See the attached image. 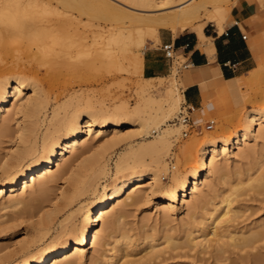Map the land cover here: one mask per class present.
Listing matches in <instances>:
<instances>
[{
    "label": "rangeland",
    "instance_id": "374dc122",
    "mask_svg": "<svg viewBox=\"0 0 264 264\" xmlns=\"http://www.w3.org/2000/svg\"><path fill=\"white\" fill-rule=\"evenodd\" d=\"M42 1L51 6L60 3L56 0ZM105 1H110L126 11L139 13L112 0ZM120 1L129 5L125 0ZM194 1L197 0L192 2ZM220 1L214 4L220 6L225 25L230 20L231 8L242 0ZM254 1L257 0H243V2ZM164 11L167 10L160 9L155 13ZM29 13L26 14L25 20L29 17ZM48 13L49 11H44L43 15L36 17L35 20L46 16L45 14L50 17L48 18L51 21L47 19L51 23L62 19L61 15H56L54 12ZM31 16L35 18L38 15L35 13ZM81 17L86 20L88 15L82 14ZM44 18L43 21L46 19ZM35 20L33 22L36 24ZM39 21L41 22V19ZM33 22H30V25ZM211 23L214 22H207L204 28ZM115 26L122 27L126 24L116 23ZM53 28L52 30L57 29ZM57 30L54 33L50 32L53 35L49 36L51 40L62 37L63 31L60 28ZM259 33L256 32L251 39L257 47L255 49L256 67L237 76L241 82L239 87L231 89L229 85L231 80H213V82L204 83L206 93L202 94V107L195 111V119L200 121L201 130L182 136V129L185 127L177 124L179 132L170 137L169 149L164 150L165 154L162 153L165 165L160 174L164 177L163 181L172 182V180L169 181V175L175 169L184 173L197 165L196 160L191 162L192 159L188 161V158H192V154L197 153L198 143L209 138H224L232 134L243 126L244 117L249 110H258L264 106V38H261ZM12 35L15 34L11 33ZM16 36L11 37L13 42H8L7 37L3 39L4 45L7 43L5 47L20 52L23 59L30 55L33 57L34 71L32 70L28 79L36 84V96L29 102L26 126L32 128L34 126L39 137L44 132L47 122L53 118L55 110L63 112V109L58 106H64L68 114L86 108L116 114L123 108L129 111L140 108L155 111L157 104L153 102L162 98L168 86L173 87L174 78L179 90L184 89L185 85L181 77L184 70L191 69V67H183L185 59L181 54L175 55L171 70L162 78L143 77L138 72L100 63L89 67L81 64L90 58V55L87 53L86 55L85 52L81 53L77 60H67L62 66L61 61L58 62L61 59L60 55L56 54L58 55L56 56L50 50V53L46 50L45 56L42 55L41 49L37 47V39L29 38L30 40L26 39V42L24 40L21 43L20 38ZM145 37L149 38L148 32ZM0 42L2 43L0 48L4 47L2 40ZM155 44L157 42L150 40L145 42V45ZM35 55H38L37 58H34ZM37 64L38 66H35ZM23 91L25 93L22 96L26 98L30 93L29 85H24ZM150 99L154 101L149 102ZM182 104L183 100L170 113L168 117L170 122H174ZM32 106L35 107V111L30 113ZM114 117L119 119L117 115ZM16 120V115L12 113L5 136H0V152H12L5 161L3 166L5 169L17 168L16 151L26 144L20 142L17 146L13 139L14 135H18ZM209 120H214V124L212 128L206 129L205 124ZM136 125L138 124L126 127L120 138L110 133L102 138L92 137L86 145H80L75 151L68 152L65 161L69 162L71 171L62 178L57 179L55 175L51 177L52 182L43 200L30 201L36 194V183L21 193L23 201L12 204L7 200L9 197L7 192L0 195V238L2 239L0 244L8 245L0 254V264L23 261L24 255L18 253L23 249L22 245H28L31 252L36 251L59 234L60 225L68 224L70 214L74 213V210L81 205L94 204L95 194H92L91 187H88V190L71 204H66L65 200L74 187L87 186L89 183L97 188L96 195H98L103 185L119 175L118 166L124 168L127 163L134 160L135 156L130 152L131 146H137L142 140V137L136 134ZM2 126L0 116V133L3 134ZM153 133L155 134L150 132L151 135ZM128 135H131L129 139H123ZM37 141L39 144L40 138ZM143 155L141 158L149 160L150 154L147 151ZM215 167H222V169L220 168L221 171L211 176L209 185L201 186V191L195 192L189 201L190 205H182L180 201L174 203V211H169V216L164 219L161 212L154 207L153 198L148 195V189L142 188L139 194L141 193L144 198L138 203L124 207V212L111 231V238L106 237V234L100 230L96 245L76 257L74 264H118V262H124V264H264V223H262L264 222V180H261L260 184V179H257L259 174L264 172V138L251 139L242 148L236 149L235 157L219 158ZM57 168L56 166L55 171ZM3 174H5L4 170L0 169V175ZM249 177H251L250 180ZM225 198L231 201V212L235 213L231 214L234 219L227 222V228L240 230L246 235L255 229L259 232L253 236L251 246L241 250L231 246L230 241L224 237V240L220 242V244L223 242L224 251L218 254L210 246L205 248L198 244L200 237L197 236L200 232H197V228L210 214L216 215L223 211L221 202ZM26 202L30 203L26 204ZM126 202H129V199ZM53 209L57 212L53 223L48 229L38 233L39 223L46 219L47 214ZM114 209H117V206L109 209L108 212ZM81 218V213L76 214L75 222L79 224ZM101 225L102 221L98 227L100 228ZM167 236L171 237L169 243ZM255 255L258 257L254 259ZM131 259L134 261L131 262Z\"/></svg>",
    "mask_w": 264,
    "mask_h": 264
},
{
    "label": "bare ground",
    "instance_id": "6f19581e",
    "mask_svg": "<svg viewBox=\"0 0 264 264\" xmlns=\"http://www.w3.org/2000/svg\"><path fill=\"white\" fill-rule=\"evenodd\" d=\"M56 1L60 3L51 6L50 3L47 5L42 0H0V41L2 40L4 46L0 48V116L3 122L1 130L4 131L0 136H5L13 113L17 117L18 125V135H14L13 139L17 146L20 142L26 143L16 151L17 168L15 169L3 168L12 152H0V169L5 172L0 175V195L7 192L9 195L7 200L12 204L23 201L21 193L36 183V194L30 201L43 200L52 182L51 177L55 175L57 179L62 178L71 171L69 162L65 161L67 153L75 151L80 145H86L92 137L102 138L110 133L120 138L126 127L138 124L136 134L142 137V140L137 146H131L130 152L135 156L134 160L127 163L124 168L118 166L119 175L103 185L101 193L96 195L97 188L92 183L74 187L65 200L66 204L74 202L88 190V187H91L92 194H95L94 204L81 205L74 210L75 212L70 214L68 224L60 225L59 234L36 251L31 252L28 245H22L23 249L18 253L24 255V260L14 264H74L76 257L96 245L100 230L106 234V237L111 238V231L124 212V207L138 203L144 198L141 193L139 194L144 187L148 189V195L153 198L154 207L161 212L162 218L168 217V212L174 211V203L180 201L182 205H190L189 201L195 192H200L201 186L210 184L211 176L222 169L215 167L219 158L235 157L236 149L239 150L251 139L264 138V106H262L258 110H249L244 117L243 126L232 134L224 138H209L198 143L197 153L192 154V158H188V161L192 159L191 162L196 160L197 165L184 173L175 169L169 175V181L172 182L163 181L164 177L160 174L165 165L162 153L165 154L164 150L169 149L170 137L179 132L177 123L170 122L168 117L180 101L184 100L175 78L172 81L173 87L168 86L161 99L149 100L157 104L155 111H146L142 108L129 111L123 108L116 114L86 108L68 114L64 106H58L63 112L55 110L44 132L40 137L37 136V129L34 126L33 128L26 126L29 102L36 96V84L28 79L34 69L33 57L29 54L30 56L23 59L17 50L12 51L5 47L7 43L4 45L3 39L8 38V42H13L11 37L15 35L20 38L21 43L24 40L26 42L37 39V47L41 49L42 55L45 56L46 50L48 52L50 50L54 55H60L61 59L58 62L61 61L62 66L67 60H77L81 53L85 52L90 58L81 64L90 67L100 63L142 74L145 42L146 40L158 42L160 28L177 33L193 27L202 36V28L207 22L213 21L218 29H222L224 25L222 10L218 4H214L220 0L194 2L193 0H125L129 5L120 0H112L139 13L126 11L105 0ZM160 9L167 11L155 13ZM51 10L54 14L61 15L62 19L51 23L50 17L45 14L46 19L42 16L45 21L42 17L35 20L36 17L43 15L44 11H49L48 14L53 13ZM27 13L29 17L35 13L38 16L35 18L31 16L28 17L30 20L28 18L25 20ZM82 14H87L88 18L83 20ZM30 22L33 24L30 25ZM116 23H125L126 26H115ZM53 27L63 31L62 37L56 40L49 38L50 34L52 35L50 32L54 33L57 30ZM147 32L149 38L145 37ZM11 33L15 35L11 36ZM5 35L10 36L6 38ZM37 56L35 55L34 58ZM162 77L158 76V78ZM189 81L190 79L186 77L182 82L185 85ZM26 84L30 87V93L23 98L22 94L25 93L23 88ZM240 84L238 77H235L229 85L234 89ZM30 109V113L35 111L33 106ZM150 132L155 134L151 135ZM129 137L131 135L123 139ZM39 138L40 143L37 144ZM146 151L150 154L149 160L141 158ZM56 166L58 168L55 171ZM257 179H260L259 183L264 180V172H261ZM127 199L129 202H126ZM221 203H223V211L216 215L210 214L198 226L197 232H200L197 236L200 237L198 244L205 248L210 246L218 254L224 251L223 242L220 244L224 237L230 241L231 246L239 250L251 246L252 238L259 230L250 231L247 235L233 228L229 230L226 226L227 222L234 219L231 215L233 213L230 208L231 201L225 198ZM114 206H117V209L108 212ZM56 213L53 209L47 214V218L38 225V233L50 227ZM79 213L82 218L77 224L75 218ZM101 221L102 225L99 228ZM170 240L171 237L168 238V243ZM7 247V244H0V254ZM256 255L254 259L258 257ZM133 261L131 259V262Z\"/></svg>",
    "mask_w": 264,
    "mask_h": 264
},
{
    "label": "crops",
    "instance_id": "0c3cea01",
    "mask_svg": "<svg viewBox=\"0 0 264 264\" xmlns=\"http://www.w3.org/2000/svg\"><path fill=\"white\" fill-rule=\"evenodd\" d=\"M229 19L222 29L214 23L204 28V24L202 36L192 27L177 33L160 28L157 44L144 47L143 77L166 76L171 70L173 62L165 55L164 44H172L175 55L190 62L191 69L184 70L181 80L190 79L182 94L183 102L193 108V119L202 107L205 82L230 81L256 67L257 47L251 39L256 32L264 38V0L237 2Z\"/></svg>",
    "mask_w": 264,
    "mask_h": 264
},
{
    "label": "built area",
    "instance_id": "2783aa9c",
    "mask_svg": "<svg viewBox=\"0 0 264 264\" xmlns=\"http://www.w3.org/2000/svg\"><path fill=\"white\" fill-rule=\"evenodd\" d=\"M243 37H245L243 35ZM163 49L165 51V55L167 57H169L171 59V61L173 62L175 59V51L173 49L172 44H164ZM190 65L189 61H185L183 63V67H188ZM193 110V108L187 104H185L183 102V104L180 106V109L177 113V115L175 116V120L174 123L180 124L182 126H184L185 128L182 129V136H187L189 133H191L192 131L194 132H199L201 130V123L200 121L193 119L190 116V112ZM214 124V120H209L206 124H205V128L206 129H210L213 127Z\"/></svg>",
    "mask_w": 264,
    "mask_h": 264
}]
</instances>
